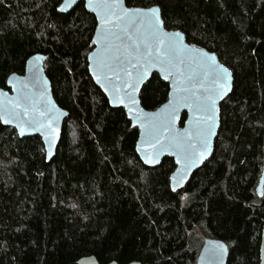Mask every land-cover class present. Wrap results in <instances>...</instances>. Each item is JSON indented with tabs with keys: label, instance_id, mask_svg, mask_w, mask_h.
Returning a JSON list of instances; mask_svg holds the SVG:
<instances>
[{
	"label": "trees",
	"instance_id": "obj_1",
	"mask_svg": "<svg viewBox=\"0 0 264 264\" xmlns=\"http://www.w3.org/2000/svg\"><path fill=\"white\" fill-rule=\"evenodd\" d=\"M61 1L0 0V86L41 53L53 96L68 111L49 162L39 136L19 138L0 123V264H77L89 254L101 264H196L202 237L228 245L227 264H258L264 0H125L159 6L166 28L215 52L233 74L213 153L177 191L173 159L146 166L135 151L137 128L89 76L94 15L83 1L61 13ZM167 96L154 74L140 101L151 110Z\"/></svg>",
	"mask_w": 264,
	"mask_h": 264
},
{
	"label": "water",
	"instance_id": "obj_2",
	"mask_svg": "<svg viewBox=\"0 0 264 264\" xmlns=\"http://www.w3.org/2000/svg\"><path fill=\"white\" fill-rule=\"evenodd\" d=\"M80 1L96 20L91 50L87 54L89 76L109 105L122 108L131 125L137 128L135 151L141 161L148 167H155L164 157H171L175 168L169 177L170 188L172 191L182 189L213 153L220 127V104L233 88L232 71L215 52L187 41L180 29L166 28L157 5L129 6L125 0H74L69 4L68 0H62L57 10L66 13ZM150 9L158 10L155 16ZM170 42L178 49L171 64L166 55ZM45 59L41 53L29 56L24 72L10 73L6 88L0 86V123L13 127L19 138L39 136L45 160L49 162L56 154L68 111L61 108L53 96L44 70ZM209 66L216 67V72ZM219 66L227 69L226 84L224 79L219 85L215 82ZM154 74L168 84V96L150 110L142 106L140 92ZM206 96L215 99L214 108L199 107L198 101ZM183 114L185 118L181 124ZM210 115L215 117L214 125L210 121L205 123ZM204 136L206 152L202 146ZM263 185L264 168L257 186L259 196L263 193ZM228 256L229 247L223 240L204 237L196 264H227ZM77 264L101 263L89 254L81 256ZM107 264L118 263L112 260ZM129 264L149 263L134 260ZM258 264H264V221Z\"/></svg>",
	"mask_w": 264,
	"mask_h": 264
},
{
	"label": "snow or ice",
	"instance_id": "obj_3",
	"mask_svg": "<svg viewBox=\"0 0 264 264\" xmlns=\"http://www.w3.org/2000/svg\"><path fill=\"white\" fill-rule=\"evenodd\" d=\"M72 2H74V0H68V3L71 4ZM153 16H155L156 12L158 11L157 9H150L149 10ZM157 22H158V18H157ZM105 23H107V21H105ZM161 44L164 43L163 40L160 41ZM157 51L159 52L160 50L157 49ZM178 52V49L176 47V45L174 43H169L168 45V49H167V62L169 64L172 63V57ZM150 54V53H149ZM101 67H106V65H101ZM211 71L212 72H216V67H213V66H209ZM130 75V74H129ZM228 73H227V69H224L222 66H219V73L216 77V83L219 85V82L221 79H224V83L226 84V77H227ZM167 78V77H166ZM133 89H135V84L132 85ZM129 99H132L131 97H129ZM133 103H135L134 100H132ZM198 105L200 108L202 109H207L208 107H212L214 108L215 106V99H213L211 96H206V97H203L202 100L198 101ZM175 112V109H173V113ZM208 121L211 122V125H214V122H215V117L214 115H210L207 117V121L205 123H207ZM211 125H209L208 127V132L210 133L211 132ZM200 135L203 136V133H201ZM202 146H203V151L206 152L207 151V139H206V136L203 137V140H202ZM203 155V153L201 154ZM220 248V252L222 253L223 252V246H219Z\"/></svg>",
	"mask_w": 264,
	"mask_h": 264
},
{
	"label": "rangeland",
	"instance_id": "obj_4",
	"mask_svg": "<svg viewBox=\"0 0 264 264\" xmlns=\"http://www.w3.org/2000/svg\"><path fill=\"white\" fill-rule=\"evenodd\" d=\"M198 234H199L200 236H202V234H201V231H200V230L198 231ZM203 238H204V237H202V239H203Z\"/></svg>",
	"mask_w": 264,
	"mask_h": 264
}]
</instances>
